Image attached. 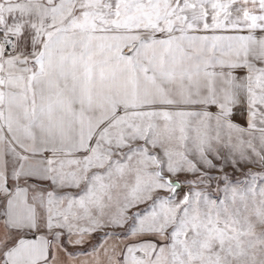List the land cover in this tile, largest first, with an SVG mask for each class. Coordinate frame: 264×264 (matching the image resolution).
<instances>
[{"label":"snow or ice","instance_id":"snow-or-ice-1","mask_svg":"<svg viewBox=\"0 0 264 264\" xmlns=\"http://www.w3.org/2000/svg\"><path fill=\"white\" fill-rule=\"evenodd\" d=\"M0 264H264V0H0Z\"/></svg>","mask_w":264,"mask_h":264}]
</instances>
